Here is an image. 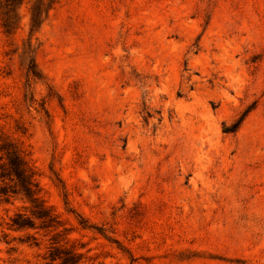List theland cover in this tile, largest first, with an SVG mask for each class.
<instances>
[{
  "label": "rangeland",
  "instance_id": "obj_1",
  "mask_svg": "<svg viewBox=\"0 0 264 264\" xmlns=\"http://www.w3.org/2000/svg\"><path fill=\"white\" fill-rule=\"evenodd\" d=\"M28 1L0 28V127L80 264H264V0H59L39 81ZM26 206L0 200V264H47L51 235L9 230Z\"/></svg>",
  "mask_w": 264,
  "mask_h": 264
},
{
  "label": "trees",
  "instance_id": "obj_2",
  "mask_svg": "<svg viewBox=\"0 0 264 264\" xmlns=\"http://www.w3.org/2000/svg\"><path fill=\"white\" fill-rule=\"evenodd\" d=\"M25 0H0V28L6 36H11L19 24L18 9ZM29 9V35L27 42V63L25 65L28 81L40 80L36 64L31 57L32 37L38 31L48 12L59 0H32ZM31 3V0L28 1ZM243 118L233 124L231 133L235 132ZM25 130L20 131L24 136ZM30 151L20 138L8 135L0 127V200L8 204L14 197H20L27 206L17 211L10 219L9 230L34 231L28 236L34 247L39 248L43 238L52 236L43 260L47 264H80L83 255L76 247H67L66 230L55 212L46 204L37 182L36 170L30 159ZM83 225V223H80ZM85 226V225H83ZM92 228V227H90ZM43 232V235H39ZM39 237V238H38Z\"/></svg>",
  "mask_w": 264,
  "mask_h": 264
}]
</instances>
